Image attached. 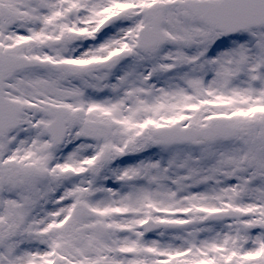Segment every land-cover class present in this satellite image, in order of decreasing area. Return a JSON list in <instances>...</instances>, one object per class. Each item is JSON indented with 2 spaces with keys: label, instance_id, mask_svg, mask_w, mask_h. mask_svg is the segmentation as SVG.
Listing matches in <instances>:
<instances>
[{
  "label": "snow or ice",
  "instance_id": "obj_1",
  "mask_svg": "<svg viewBox=\"0 0 264 264\" xmlns=\"http://www.w3.org/2000/svg\"><path fill=\"white\" fill-rule=\"evenodd\" d=\"M0 264H264V0H0Z\"/></svg>",
  "mask_w": 264,
  "mask_h": 264
}]
</instances>
